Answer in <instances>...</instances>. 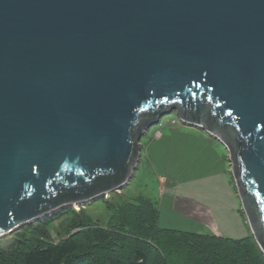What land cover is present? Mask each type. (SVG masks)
<instances>
[{
  "label": "water",
  "instance_id": "obj_1",
  "mask_svg": "<svg viewBox=\"0 0 264 264\" xmlns=\"http://www.w3.org/2000/svg\"><path fill=\"white\" fill-rule=\"evenodd\" d=\"M174 111L264 251V0H0V237L125 186Z\"/></svg>",
  "mask_w": 264,
  "mask_h": 264
},
{
  "label": "rangeland",
  "instance_id": "obj_2",
  "mask_svg": "<svg viewBox=\"0 0 264 264\" xmlns=\"http://www.w3.org/2000/svg\"><path fill=\"white\" fill-rule=\"evenodd\" d=\"M141 145V159L125 186L109 195L66 207L73 206L79 211L84 208L92 220L106 224L111 216L106 206L107 199L129 200L142 195L159 207V224L162 227L220 233L233 238L253 233L246 214V221L242 214L244 208L229 149L220 137L204 127L183 121L174 111L164 115L159 123L142 135ZM175 197L176 211L173 209ZM179 208L194 210L199 219L184 214ZM64 219L66 216L47 226L54 242L68 234V220ZM33 223L1 236L0 245L10 246L20 232L27 234L28 225Z\"/></svg>",
  "mask_w": 264,
  "mask_h": 264
},
{
  "label": "trees",
  "instance_id": "obj_3",
  "mask_svg": "<svg viewBox=\"0 0 264 264\" xmlns=\"http://www.w3.org/2000/svg\"><path fill=\"white\" fill-rule=\"evenodd\" d=\"M106 206V224L72 206L28 225L27 234L0 245V264H264L253 233L233 238L162 227L159 207L142 195L107 199ZM63 216L68 234L54 242L47 226Z\"/></svg>",
  "mask_w": 264,
  "mask_h": 264
},
{
  "label": "crops",
  "instance_id": "obj_4",
  "mask_svg": "<svg viewBox=\"0 0 264 264\" xmlns=\"http://www.w3.org/2000/svg\"><path fill=\"white\" fill-rule=\"evenodd\" d=\"M158 134H159V133H158ZM174 202H175V204H173V209L176 211V197H175V199H174ZM179 210H180V208H179ZM180 211L183 212L184 214L188 215V216H193V217L199 219V217L196 215V212H195L194 210L184 209V210H180ZM216 234H218V233H216ZM219 234H220V233H219ZM219 234H218V235H219ZM221 235H222V234H221Z\"/></svg>",
  "mask_w": 264,
  "mask_h": 264
}]
</instances>
